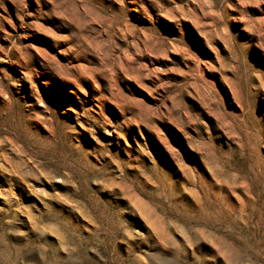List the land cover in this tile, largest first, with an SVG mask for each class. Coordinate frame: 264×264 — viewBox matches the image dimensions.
<instances>
[{
  "label": "rangeland",
  "instance_id": "obj_1",
  "mask_svg": "<svg viewBox=\"0 0 264 264\" xmlns=\"http://www.w3.org/2000/svg\"><path fill=\"white\" fill-rule=\"evenodd\" d=\"M0 264H264V0H0Z\"/></svg>",
  "mask_w": 264,
  "mask_h": 264
}]
</instances>
